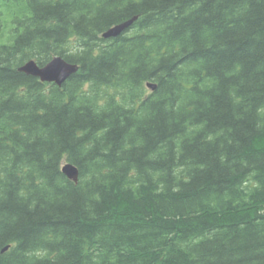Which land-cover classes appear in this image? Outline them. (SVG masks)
Masks as SVG:
<instances>
[{"label":"trees","instance_id":"1","mask_svg":"<svg viewBox=\"0 0 264 264\" xmlns=\"http://www.w3.org/2000/svg\"><path fill=\"white\" fill-rule=\"evenodd\" d=\"M0 264H264V0H0Z\"/></svg>","mask_w":264,"mask_h":264},{"label":"water","instance_id":"2","mask_svg":"<svg viewBox=\"0 0 264 264\" xmlns=\"http://www.w3.org/2000/svg\"><path fill=\"white\" fill-rule=\"evenodd\" d=\"M137 19V16L119 23L109 28L103 33L105 38L116 37L130 28L134 21ZM79 69V65L67 61L63 56H55L47 64L41 66L35 59H30L25 62L22 66L19 67V70L32 75L39 77L42 81L55 82L58 85H62L72 74H74ZM148 86L152 89H155L157 85L155 83L149 82ZM63 172L69 178L75 182L79 181L80 171L79 168L72 162L67 161L64 163ZM9 248L6 247L5 249Z\"/></svg>","mask_w":264,"mask_h":264},{"label":"bare ground","instance_id":"3","mask_svg":"<svg viewBox=\"0 0 264 264\" xmlns=\"http://www.w3.org/2000/svg\"><path fill=\"white\" fill-rule=\"evenodd\" d=\"M133 18V17H132ZM131 19V18H130ZM127 20H129V19H127ZM127 20H125V21H127ZM124 21H122V22H120V23H123ZM117 24H119V23H117ZM67 176V175H66ZM68 177V176H67ZM71 179V178H70ZM72 180V179H71ZM74 181V180H73ZM8 247V246H7ZM6 248V247H5ZM8 249V248H7ZM4 250H6V249H4Z\"/></svg>","mask_w":264,"mask_h":264}]
</instances>
